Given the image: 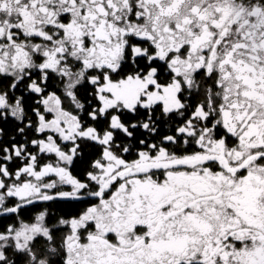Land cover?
I'll return each mask as SVG.
<instances>
[{
  "label": "snow or ice",
  "instance_id": "1",
  "mask_svg": "<svg viewBox=\"0 0 264 264\" xmlns=\"http://www.w3.org/2000/svg\"><path fill=\"white\" fill-rule=\"evenodd\" d=\"M0 264H264V0H0Z\"/></svg>",
  "mask_w": 264,
  "mask_h": 264
}]
</instances>
